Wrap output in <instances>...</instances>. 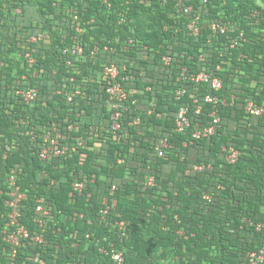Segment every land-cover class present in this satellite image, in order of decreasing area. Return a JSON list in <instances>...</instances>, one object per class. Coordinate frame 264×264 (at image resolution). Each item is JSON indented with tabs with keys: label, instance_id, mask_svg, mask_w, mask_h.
Instances as JSON below:
<instances>
[{
	"label": "trees",
	"instance_id": "16d2710c",
	"mask_svg": "<svg viewBox=\"0 0 264 264\" xmlns=\"http://www.w3.org/2000/svg\"><path fill=\"white\" fill-rule=\"evenodd\" d=\"M179 1L0 0V264H118L105 252L111 245L124 264H248V252L264 246L247 221L264 220V113L245 110L247 99L264 107V0H182L191 14ZM28 5L37 21L14 12ZM190 15L200 17L198 34ZM215 20L228 29L215 32ZM110 62L122 67L128 92L117 130L103 73ZM201 72L218 75L222 87L189 76ZM21 85L39 88L33 103L14 93ZM207 94L218 103L205 102ZM181 106L190 125L177 131ZM214 111L215 132L194 137ZM47 135L70 148L42 158ZM230 146L240 151L235 162ZM11 168L30 233L16 252L7 240Z\"/></svg>",
	"mask_w": 264,
	"mask_h": 264
},
{
	"label": "built area",
	"instance_id": "2783aa9c",
	"mask_svg": "<svg viewBox=\"0 0 264 264\" xmlns=\"http://www.w3.org/2000/svg\"><path fill=\"white\" fill-rule=\"evenodd\" d=\"M105 2H108V0H104ZM208 0H203L204 3H206ZM179 5L184 8L185 13L191 14L192 6L184 4L182 0H180ZM191 16V21L189 24V28L193 34H198L199 27L198 23L200 20V17L197 16ZM212 29L215 32H225L228 29V26L226 23H223L221 21L215 20L212 22ZM239 38L244 40L245 36L244 33H241L239 37H234L231 39V46H236L240 41ZM36 39L35 37L33 38ZM83 47L81 45H76L74 49H72V52L78 55L83 54ZM27 56L29 57L30 61H33L34 59L31 58L30 54L28 53ZM162 61L164 65H169L172 61V57L170 55H165L162 58ZM121 66L117 64L116 62H110L105 65L103 68V73L105 77L110 81L108 87H107V93H108V99L107 104L111 111V118H112V128L114 130H117L120 128L121 122V116H122V110L124 108L125 102L128 100V92L124 88L121 81H119V77L121 74ZM220 68V67H218ZM187 69L184 68L183 72H186ZM190 78L195 81H203V80H211V84L213 89L216 91L219 90L222 85L223 81L218 75L211 76L207 72H201L198 75H194V73L189 74ZM14 93L26 104L33 103L39 96V88L35 86H17L14 90ZM185 93L184 89L178 90L177 95H182ZM75 93H68L67 97L69 100H72ZM205 102L209 103H218L219 97L215 94H207L204 97ZM225 102V100H223ZM197 111H200L201 105L197 106ZM245 110L248 114L254 115V116H261L264 113V107L260 104H258L256 101L252 99H247L245 103ZM189 108L188 106H181L177 112L176 116V130L177 131H183L186 127L190 125V119L188 116ZM213 120L209 125H206L202 129L196 131L194 133V137L200 138L203 136H209L212 135L216 127L218 126L220 122V117L216 114V111L212 113ZM70 128H73V125L70 126ZM47 139L51 143L50 147H46L43 149L41 153L42 158H48L50 155H61L64 154L66 150H68L70 147L67 145L59 146L55 139L50 138V135H47ZM81 142V141H80ZM169 143L167 137H163L159 140V142L156 145V151L160 156H163L165 153L166 148H168ZM73 149L75 148L72 146ZM224 149L227 152V160L229 162H235L240 155V151L236 149L233 146L230 147H224ZM197 169L202 170L204 166H196ZM7 182L10 186L11 192H10V198L7 201L10 213V221L7 223L9 226V233L7 235V240L13 245V252H16L17 247H20L24 244V240L27 239L30 236L29 230L27 227L22 224L20 221L21 217V208L22 203L25 199V193L21 190L20 185L17 181V170L16 168H11L10 173L7 178ZM155 183L154 176H147L146 177V185H153ZM73 190L82 193L85 187V183L78 178H75L72 183ZM205 198L209 201L211 200V196L209 194L205 195ZM113 205H116V201H113ZM110 209V206H107L102 210L103 214H106L108 210ZM39 211H43L46 213V211L43 210L42 205L38 206ZM37 221L43 225V219L42 217H39ZM249 225L254 226V228L264 233V220L255 222L252 219L247 220ZM120 227H125L124 221H118L117 222ZM126 234V233H125ZM127 235V234H126ZM36 240L41 241V238L39 236L36 237ZM112 248L106 249L105 252L111 253L112 258L118 263V264H124L125 258L123 255V251L117 250L116 248L111 245ZM248 258V264H264V246L260 247L258 249H254L248 252L247 254ZM35 261L38 264H44V260L36 257Z\"/></svg>",
	"mask_w": 264,
	"mask_h": 264
},
{
	"label": "crops",
	"instance_id": "0c3cea01",
	"mask_svg": "<svg viewBox=\"0 0 264 264\" xmlns=\"http://www.w3.org/2000/svg\"><path fill=\"white\" fill-rule=\"evenodd\" d=\"M18 16V18L20 20H24V19H30L32 21H37L38 19V14L37 11L35 9V7L33 5H28L25 8V12L22 13V11L20 9H17L14 11ZM1 84L5 83L4 81H0Z\"/></svg>",
	"mask_w": 264,
	"mask_h": 264
}]
</instances>
